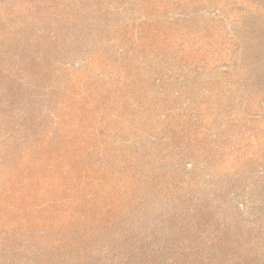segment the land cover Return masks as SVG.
Returning a JSON list of instances; mask_svg holds the SVG:
<instances>
[{
    "label": "rangeland",
    "instance_id": "374dc122",
    "mask_svg": "<svg viewBox=\"0 0 264 264\" xmlns=\"http://www.w3.org/2000/svg\"><path fill=\"white\" fill-rule=\"evenodd\" d=\"M0 264H264V0H0Z\"/></svg>",
    "mask_w": 264,
    "mask_h": 264
}]
</instances>
